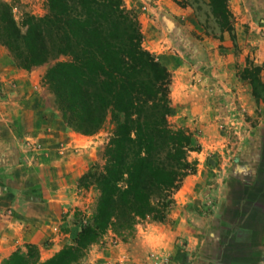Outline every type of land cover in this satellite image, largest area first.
Masks as SVG:
<instances>
[{
  "label": "trees",
  "instance_id": "16d2710c",
  "mask_svg": "<svg viewBox=\"0 0 264 264\" xmlns=\"http://www.w3.org/2000/svg\"><path fill=\"white\" fill-rule=\"evenodd\" d=\"M179 4L193 10L206 34H232L227 0ZM44 11L16 20L11 5L0 0V44L20 69L52 63L42 84L68 128L93 136L109 123L111 131L103 164L89 168L80 179L83 188H95L96 196L90 214H79L72 243L46 260L27 245L0 264H76L109 233L125 238L140 222H162L183 180L195 171L192 134L169 121L170 73L144 48L140 23L124 0H45ZM240 79L256 104L264 102V62H247ZM242 190L248 198L264 192L256 187ZM237 209L236 204L228 221L229 241L221 242L222 261L264 262V253L256 256L253 243L237 238L244 220ZM246 220L259 218L255 214Z\"/></svg>",
  "mask_w": 264,
  "mask_h": 264
},
{
  "label": "rangeland",
  "instance_id": "374dc122",
  "mask_svg": "<svg viewBox=\"0 0 264 264\" xmlns=\"http://www.w3.org/2000/svg\"><path fill=\"white\" fill-rule=\"evenodd\" d=\"M1 1L11 5L16 20H20L24 13L41 16L45 12V0ZM179 1L124 0L127 8L133 11L140 23L144 48L170 73L169 98L173 111L169 121L173 127L186 129L192 134L193 145L197 149L191 155V161L196 165L194 173L190 175H195L200 170L201 175L204 176L199 193L202 195L214 193L215 188H211L209 184L221 172L225 173L226 179L228 178V192L232 195L233 202L226 211V222L219 224L222 234L217 238L218 243L228 242L229 238L226 236L229 235V222L236 209V199L243 195V190L235 179L242 176L244 165H239L238 170H234L242 152L248 154L243 163L258 158L263 169L260 176L264 178V102L256 104L251 96L250 87L240 79V72L247 62L255 64L264 62V0H227L232 15L233 32L224 33L222 37L218 34L215 36L206 34L198 26L193 10L181 6ZM0 54L13 61L1 44ZM50 65L52 63L39 68L42 74L31 95L26 90L28 95L23 91L13 96L14 82L9 83L10 86L5 89L6 95H0V133H5L4 136H0V147L7 148L0 154V186H4L3 178L9 177L14 182L21 174L20 168L3 172L6 170L3 166L11 162L14 166L20 164L21 167L34 164L43 167L48 162L65 165L54 169L55 171H47L48 176H51V186L58 187L64 184L65 194L69 195L66 197L68 203L58 206L55 210L62 217L58 229L63 235H69L61 247L63 248L72 243L79 230V214L88 216L92 209L96 190L94 187L83 188L80 179L89 168L103 164V151L110 135L111 125L107 123L88 141H73L78 133L65 125L54 105L52 94L42 84L43 74ZM220 80L224 84H229L230 91L218 89ZM237 92L246 95L249 103L240 106L238 100L232 101L233 95L237 96ZM10 96L13 97L12 102L24 103L21 106H15L11 102L9 104ZM29 99L41 105L40 110L44 112V119L49 120V123L60 133L58 138L61 139L51 140L52 138L46 137L42 141L39 137L25 134L21 125L17 124L15 127L14 118L18 111L25 109ZM9 131L14 132V136H10ZM85 146L87 149L93 148L91 156H87L84 152ZM47 148L54 150L56 157L50 158ZM79 165L82 166L81 170L83 169L81 176L70 175L77 171L73 169ZM56 172L62 176L61 179L58 177L60 183L58 178L53 176ZM226 174L229 175L226 177ZM37 190L30 191L32 197L37 196ZM71 196L72 198L68 199ZM9 204L8 198L1 195V215L7 214L6 210L3 212L2 210ZM30 212L36 215L47 214L45 208L42 210L40 205ZM166 219L165 217L162 222ZM34 220L35 218H30L31 223ZM147 221L151 220L147 219ZM139 224L146 226V222ZM57 232L59 233L58 230ZM132 233L125 238L107 234L99 243L91 246L76 264H162V260L168 257L163 258L159 253L150 251L146 261L141 259L140 262H133L131 258L113 260L111 255L114 251H111L126 242ZM213 236L216 239L215 235ZM48 243L50 242L46 241L42 246L45 248ZM27 245L30 244H25L16 250L25 251ZM222 245L221 249H223ZM32 246L37 248L36 245ZM221 249L218 259L222 261ZM37 251L40 257L38 248ZM176 257L179 262L186 260L184 253H177ZM172 260L170 256L169 262L163 264H174ZM259 264L263 262L259 261Z\"/></svg>",
  "mask_w": 264,
  "mask_h": 264
},
{
  "label": "crops",
  "instance_id": "0c3cea01",
  "mask_svg": "<svg viewBox=\"0 0 264 264\" xmlns=\"http://www.w3.org/2000/svg\"><path fill=\"white\" fill-rule=\"evenodd\" d=\"M40 67L29 71L23 70L18 68L14 61L0 54V81L4 83V89H8L9 83H15L13 96L23 91L26 94L28 91L31 95L42 74ZM219 82L218 89L222 88L230 91L228 83L224 84L221 80ZM236 94L237 96L233 95L232 101L238 100L240 106L249 103L246 95H241L238 92ZM12 98L10 96L11 101L8 102L9 104L21 106L24 103L12 102ZM29 100L28 105L24 107L25 109L17 112L14 118L15 127L17 124L21 125L23 131L25 130V134L31 137H39L42 141L46 137L47 139L52 138L51 140L61 139L58 138L60 133L49 123V120L44 119V112L40 110L41 105L37 101ZM9 110L12 109L9 108ZM0 134V136H4L5 133ZM8 134L14 136L12 131H9ZM91 137L76 134L73 141H88ZM89 148L87 149L86 146L83 148L87 156H91L93 152V148ZM5 150L7 148L0 147V154L4 153ZM47 150L51 155L50 158H54L56 155L54 150L52 151L51 148H47ZM192 153L190 154V160ZM247 156L248 154L244 152L239 156L238 165H235L236 169L234 167V170H238L239 165H244V169L242 172V167L239 169L242 176L237 177L235 181L241 188L252 189L256 187L264 191V178L260 177L262 164L259 163L257 157L252 162L243 163ZM6 165L3 166L6 168L3 172L7 173L9 169L13 171V169L18 168L19 170L20 168L21 174L14 182L9 177L3 178L4 186H0V196L8 198L10 202L9 206H5L2 210V212L6 210L7 214H0V263L17 248H21L25 244L36 245L40 253V259L46 260L61 249L69 236L63 235L58 229L62 217L55 212L58 206L68 203L66 197L69 195L65 194L64 184L58 187L51 186V176L47 174V171L56 170L65 165L58 162H48L43 167L37 164L24 167H21L20 164L14 166L12 162ZM81 168L80 165L74 167V169L72 168L77 171L70 175H74V177L76 175L81 176L83 173ZM72 169L70 168V170ZM3 172L1 173L3 174ZM228 175L226 174V177ZM53 176L55 178L60 177V179L62 177L57 172L53 173ZM224 176L225 173L221 172L211 180L212 183L209 186L215 188L214 193L202 195L199 193V187L204 182L201 171L199 170L195 175H188L174 195V203L167 211L165 222L156 223L146 220L144 221L146 226L136 225L131 237L111 251H114L111 255L113 260L131 258L133 262H140L141 259L146 261L148 259L147 254L153 251V253H159L163 258L168 256L162 260L163 263L169 262V257L172 256L173 260L171 262L174 264H228L218 259V253L222 247H220L221 242L218 243L217 240L218 235L221 236L222 234V231L219 230V224L226 222V211L233 202V197L228 192V178L226 179ZM60 182L61 180L58 183ZM33 189H38L36 197H32L30 194ZM257 195L250 196L252 200L248 196H239L236 199L237 212L244 219L241 227L236 232V236L239 241L253 243L254 249L257 251L256 256L259 257L264 253V192ZM70 198L72 196L68 199ZM259 204L263 205L262 209H260ZM38 205L41 206L42 210L45 208L47 214L39 213L36 215L30 212ZM256 205L258 209L255 208ZM172 208L174 209L172 210ZM253 210H255V213ZM255 214L259 218L257 222L246 220ZM30 218H35L33 223L30 222ZM168 221L170 222L168 223ZM46 241L50 243L44 248L42 245ZM177 253H184L186 260L179 262L176 257Z\"/></svg>",
  "mask_w": 264,
  "mask_h": 264
},
{
  "label": "built area",
  "instance_id": "2783aa9c",
  "mask_svg": "<svg viewBox=\"0 0 264 264\" xmlns=\"http://www.w3.org/2000/svg\"><path fill=\"white\" fill-rule=\"evenodd\" d=\"M4 83L0 81V95H6V91L4 89Z\"/></svg>",
  "mask_w": 264,
  "mask_h": 264
}]
</instances>
